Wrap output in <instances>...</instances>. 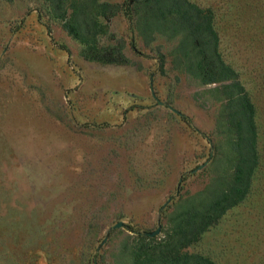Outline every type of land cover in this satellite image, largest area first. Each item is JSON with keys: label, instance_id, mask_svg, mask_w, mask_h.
<instances>
[{"label": "rangeland", "instance_id": "obj_1", "mask_svg": "<svg viewBox=\"0 0 264 264\" xmlns=\"http://www.w3.org/2000/svg\"><path fill=\"white\" fill-rule=\"evenodd\" d=\"M190 1L213 10L256 105L261 160L247 199L188 251L264 264V0ZM100 44L124 61L86 59L44 0H0V264H132L134 238H163L178 201L228 168L215 85L176 64L177 40L144 38L121 12Z\"/></svg>", "mask_w": 264, "mask_h": 264}, {"label": "trees", "instance_id": "obj_2", "mask_svg": "<svg viewBox=\"0 0 264 264\" xmlns=\"http://www.w3.org/2000/svg\"><path fill=\"white\" fill-rule=\"evenodd\" d=\"M44 2L49 17L83 46L88 60L109 64L124 61L121 46L106 47L100 40L109 32V21L125 12L142 37L160 35L177 40L176 64L202 85H215L212 92L221 104L216 125L225 135L222 149L227 170L204 190L178 201L163 238L138 234L125 254L132 264H216L188 249L247 199L261 157L257 108L238 72L220 53L213 10L190 0H135L125 8L101 0ZM164 64L162 59L161 66Z\"/></svg>", "mask_w": 264, "mask_h": 264}, {"label": "water", "instance_id": "obj_3", "mask_svg": "<svg viewBox=\"0 0 264 264\" xmlns=\"http://www.w3.org/2000/svg\"><path fill=\"white\" fill-rule=\"evenodd\" d=\"M151 84H152V83H151ZM151 91H152V96L155 98V100L157 101V103H158L159 105L163 106L164 103L158 100V98H157L156 95H155V92H154L153 87H151ZM170 109H171L173 112H175L176 114L181 115V113L178 112L177 110H175L174 108H170ZM205 165H206V164L200 166L196 171L202 170V169L205 167ZM123 225H124V223L121 222V223L116 224V225L114 226V228H121ZM161 232H162V227L159 226V228H158L156 231H154V232H148V233L145 234V236L150 237V238H154V237L160 235Z\"/></svg>", "mask_w": 264, "mask_h": 264}]
</instances>
